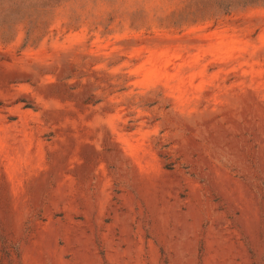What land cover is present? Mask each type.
I'll list each match as a JSON object with an SVG mask.
<instances>
[{"label": "rangeland", "instance_id": "374dc122", "mask_svg": "<svg viewBox=\"0 0 264 264\" xmlns=\"http://www.w3.org/2000/svg\"><path fill=\"white\" fill-rule=\"evenodd\" d=\"M0 264H264V0H0Z\"/></svg>", "mask_w": 264, "mask_h": 264}]
</instances>
